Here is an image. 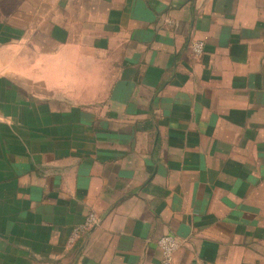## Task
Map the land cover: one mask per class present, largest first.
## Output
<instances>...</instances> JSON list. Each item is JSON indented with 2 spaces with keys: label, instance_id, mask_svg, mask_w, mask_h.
Segmentation results:
<instances>
[{
  "label": "crops",
  "instance_id": "1",
  "mask_svg": "<svg viewBox=\"0 0 264 264\" xmlns=\"http://www.w3.org/2000/svg\"><path fill=\"white\" fill-rule=\"evenodd\" d=\"M164 233L264 264V0H0V264H161Z\"/></svg>",
  "mask_w": 264,
  "mask_h": 264
},
{
  "label": "built area",
  "instance_id": "2",
  "mask_svg": "<svg viewBox=\"0 0 264 264\" xmlns=\"http://www.w3.org/2000/svg\"><path fill=\"white\" fill-rule=\"evenodd\" d=\"M202 42H196L192 45V48L196 54H200L202 51ZM95 217L89 216L82 228H88L95 223ZM157 245L161 251V264H173L174 253L178 248V242L176 238L170 233L162 234L158 240Z\"/></svg>",
  "mask_w": 264,
  "mask_h": 264
}]
</instances>
